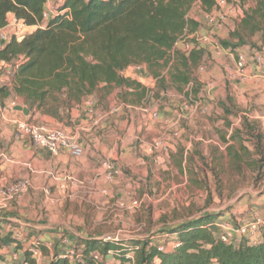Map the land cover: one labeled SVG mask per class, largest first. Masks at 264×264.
I'll use <instances>...</instances> for the list:
<instances>
[{
    "label": "trees",
    "instance_id": "trees-1",
    "mask_svg": "<svg viewBox=\"0 0 264 264\" xmlns=\"http://www.w3.org/2000/svg\"><path fill=\"white\" fill-rule=\"evenodd\" d=\"M51 1L60 5L44 22L49 0H0V29L7 26L8 14L35 28L19 40L0 41V62L15 68L12 87H0V107L18 98L30 115L68 124L73 110L93 97L105 100L114 90L116 99L131 107L149 106L153 98L169 91L190 104L198 100L201 87L196 72L207 46L197 40L200 24L189 14L194 7L212 14L217 0ZM236 1L242 15L226 39L218 41L231 54L254 47L252 39L264 33V0ZM131 67L144 68L155 81L154 89L123 77L122 72ZM221 108L225 110L223 104ZM224 127L220 140L232 166L238 172L245 166L259 173L264 166V132L248 120L238 128L224 121ZM244 138L249 143L256 139L261 148L249 149ZM182 160L175 167L183 173ZM218 219L219 214L207 213L164 228L157 236H165L166 243L174 239L176 246L163 251L153 238H88L75 244L78 259L69 261L55 251L48 264H264V230L256 245L245 240L226 244L215 234ZM3 224L16 228L0 221V250L12 245L23 250L27 240L5 231ZM24 255L30 256L29 250L24 249Z\"/></svg>",
    "mask_w": 264,
    "mask_h": 264
},
{
    "label": "rangeland",
    "instance_id": "rangeland-1",
    "mask_svg": "<svg viewBox=\"0 0 264 264\" xmlns=\"http://www.w3.org/2000/svg\"><path fill=\"white\" fill-rule=\"evenodd\" d=\"M49 2V11L53 15L60 4ZM247 7L248 2L245 3ZM217 10L224 20L215 26L210 25L205 18L207 14L196 7L189 14L200 24L197 40L207 46L204 61L196 72L201 87L198 100L190 104L183 100L181 94L169 91L161 98H153L145 108L147 112L138 108V113L132 116L133 121L128 118V123L125 127L122 124L120 130L118 124H111L105 129V132L113 131L117 136L124 132L126 143L124 146L118 145V148L127 149L132 160L142 162L144 165L136 166L145 175L140 176L139 171L132 181L119 182L120 188L96 191L104 200L90 202L73 197L76 188H81L83 183L76 182L75 175L67 174L64 182H45L41 191H33L38 195L29 196L37 199V203L33 202L34 214L6 211L14 222L12 224L22 227L19 232L13 230V234L22 241L27 240L24 249L30 250L33 243L40 245L37 259L25 256L23 251L22 258L32 264H48L55 251L61 252L62 246L67 245L76 249L75 244L83 238L155 239L166 227L208 212L230 210L237 203H240V216L234 220L236 225L249 222L246 215L251 213L252 208L253 211H260L264 217V166L259 173L251 172L245 166L238 172L226 157L220 140L227 130L224 121L238 128L241 121L248 120L260 132H264V78L262 69L254 63L256 55L264 57V33L252 39L254 47L246 46L237 53H228L219 47L218 41L226 39L235 28L242 15V7L236 0H228L215 12ZM12 20L7 22V31L0 33V40L1 37L7 39L12 29H18L23 36L35 30L26 26L21 28ZM239 56L246 60L242 71H238L236 66ZM122 76L142 80L143 86L149 90L155 87V81L143 68L135 70L131 67V70L122 72ZM11 79V75L0 71V87L11 88ZM113 105L110 109L117 111L118 106ZM162 108L170 113L168 117L151 119V112L157 111L159 114L158 109ZM114 113L119 114L118 111ZM156 139L164 143L166 154L148 152ZM243 140L247 141L246 145L251 150H254V146H262L254 138L250 143V139ZM181 158L185 167L183 173L175 167ZM108 160L121 168L119 177L131 179L127 173L128 167L121 164L117 157ZM102 162L99 160L100 165ZM99 184L100 187L105 186L101 182ZM27 193L23 196H27ZM134 200L140 203L139 207L129 209ZM17 201H5L2 205L6 208ZM161 239L159 246L175 244L171 240L166 243V237ZM42 240L51 244L49 250L44 248ZM7 264L14 263L8 261Z\"/></svg>",
    "mask_w": 264,
    "mask_h": 264
},
{
    "label": "crops",
    "instance_id": "crops-1",
    "mask_svg": "<svg viewBox=\"0 0 264 264\" xmlns=\"http://www.w3.org/2000/svg\"><path fill=\"white\" fill-rule=\"evenodd\" d=\"M45 7L49 8L50 2H47ZM12 19H14V16L12 14H8L7 22ZM8 27L9 24L7 23L5 28L0 29V33L3 34L2 32H6ZM32 28L34 29V27H29L28 29ZM0 41L7 42V40ZM129 70H131V68L127 69V71ZM130 79L137 80L143 85L142 80L138 78H133L131 76ZM117 92V90H114L113 93L105 100L100 101L98 97H93L88 102L83 103L80 107L71 112L68 124L65 122H58L47 116H41L38 114L32 116L30 113L25 116L23 113L15 111L14 108L18 106L25 108L22 100L18 98L10 100L11 102L9 101L8 104L4 105V107H0V151L3 154V158L0 160V188L10 182L18 180H24L29 183V194L27 193L28 195H25L26 197L23 196L16 203H12L8 207L4 208V204L2 205V200L0 198V210H3L0 211V214H5V216H0V221H5L10 224L14 223L12 222L10 214H7V212L11 211L21 214L25 211L32 212V214H34L33 208L35 205L33 202L37 203V199L29 198L30 195L36 196L37 193H34L33 191H37L38 189L41 191L45 182H64L67 174L75 175V178L77 179L76 182H83L81 184V188H76L75 195L73 197L80 200L87 199L86 201L89 202L92 200H104V198H101V195L96 193V191L101 189H104L103 191H107L106 189L108 188L113 191V188H120L121 184H119V182L132 181L136 175H139V171L141 173L140 176L143 177L145 175L143 174L142 169H139L136 166L144 164L139 162V160H132V155L127 149L118 148V145L124 146L126 143L124 132H121L118 136L113 133V131L105 132V129L109 128L111 124H118L119 130L122 128V124L125 127L128 123V118L133 121V114H137L138 108H140L126 106L119 101L116 103L115 96ZM16 102H18V104ZM89 104H92V115L88 114V110H90ZM113 104L118 106L116 108H118L117 111L119 114L110 113L111 109L114 107ZM120 110L122 112H120ZM158 110L160 118L164 119L170 114L169 112L164 111L163 108ZM127 114H130V116L128 117ZM95 119H99L97 128H93V121ZM16 120L30 121L46 125L49 128L63 129L66 134L72 137L80 145L83 150V155L79 158H75L66 151H63L57 156H52L45 150L32 146L27 139H18L14 132V121ZM116 157L121 164L128 167L127 173L131 176V179H128V177L124 179L119 176L113 178L111 181L106 179L104 170L100 167L101 165L99 160L102 162ZM182 167H184L183 164ZM36 182H40V184L37 185ZM100 182L105 186L100 187ZM239 206L240 203H237L230 210H224L223 212H208L219 214V219L215 224V228L217 230V233H215L216 235H218L219 232L216 227L217 223L230 222L235 225L234 220L236 221L237 217L240 216ZM252 211L253 208L250 212ZM258 212L261 214L260 211ZM246 216L250 219L251 213ZM16 223L19 224L18 221H16ZM14 226L16 227L14 229L17 232L22 229V227L15 224ZM1 227L5 231L12 230L8 224H3ZM161 237L165 236H157L153 239V242L155 244H160L162 242ZM170 240L174 241V239ZM42 242L44 248L49 250L51 244L46 243L44 240H42ZM67 246H62V251L57 252L61 257L69 247H72ZM8 248L9 247L0 250L1 264L8 263L6 260L8 259L7 254L10 253L7 250ZM19 251L21 250H18V252ZM4 254H6V256Z\"/></svg>",
    "mask_w": 264,
    "mask_h": 264
},
{
    "label": "built area",
    "instance_id": "built-area-1",
    "mask_svg": "<svg viewBox=\"0 0 264 264\" xmlns=\"http://www.w3.org/2000/svg\"><path fill=\"white\" fill-rule=\"evenodd\" d=\"M226 3L225 0H217V8H221ZM50 8H46L45 12L43 13V20L44 22L47 21V19L52 15L49 11ZM207 22L210 25H216L217 23H221L224 20V16L220 14L219 10L217 12L212 14H207L205 16ZM14 24H17L21 28L25 25L21 21H17L15 18L12 20ZM14 24H10L11 26ZM28 28V27H26ZM11 37H15L18 40L23 37L22 34L18 31V29H12L11 34H9V37L6 39V37H1V40H9ZM199 41V40H198ZM203 41H206L203 39ZM185 49H189L188 46L185 47ZM254 63L258 65L262 71L261 75L264 78V57L260 55H256L254 57ZM246 60L243 56H239L237 60V70L242 71L245 67ZM135 70L142 69L141 67H133ZM3 71L5 74L13 75L15 68L5 65L2 62H0V71ZM92 104H89L90 110H88V114L92 115L93 110L91 108ZM148 107V106H146ZM146 107H143V111H146ZM149 110V109H148ZM116 110H111L110 113H114ZM151 119L158 120L159 114L157 111L151 112L150 114ZM99 124V119H95L93 121V128H97ZM14 132L18 139L23 140L27 139L32 144V146L43 149L46 152H48L52 156H57L61 152L66 151L69 153L72 157L79 158L83 155V150L80 147V145L68 134H66L65 131L61 129H53L49 128L42 124H35L29 121H23V120H16L14 121ZM148 152L150 154H166L167 148L164 145V143L160 139H156L152 141V144L150 145V148L148 149ZM3 158V154L0 151V160ZM102 169L104 170L105 177L108 181H111L113 178L121 175V168L116 166L114 163L110 162L109 160H104L101 164ZM28 183L24 180H18L14 181L12 183H9L2 188H0V198L2 200V203H5V201L10 202L11 200H20L25 193L28 191ZM140 203L138 201H132L130 203L129 209H137L139 207ZM123 207V205H121ZM218 232L219 239L226 243V244H232L238 240H245L249 244L256 245L259 243L262 237V232L264 230V217L258 212V211H252L251 216L249 219V222L244 224H235L233 225L230 222H219L216 225ZM103 240L105 241H116L118 240L117 237L111 238V237H104ZM63 243H66V240H63ZM31 249L29 250V254L31 256L32 260L37 259L40 256V245H36L33 243L31 245ZM176 245L173 244L172 247H175ZM168 247V245H167ZM164 245L160 246V250L163 251L165 248H167ZM10 253L7 254V261L12 262L14 264H30L29 261L25 258H22V251L18 252V250H15V247H9L7 249ZM78 253L76 249L73 247H69L66 252L63 254L62 258L68 259L69 261H74L78 259ZM94 259L96 261H99L98 255L94 256ZM126 264H132V262H128Z\"/></svg>",
    "mask_w": 264,
    "mask_h": 264
},
{
    "label": "water",
    "instance_id": "water-1",
    "mask_svg": "<svg viewBox=\"0 0 264 264\" xmlns=\"http://www.w3.org/2000/svg\"><path fill=\"white\" fill-rule=\"evenodd\" d=\"M14 110L17 111V112L23 113L25 116H27L29 114V112H28V110L26 108H22V107H19V106L15 107Z\"/></svg>",
    "mask_w": 264,
    "mask_h": 264
}]
</instances>
